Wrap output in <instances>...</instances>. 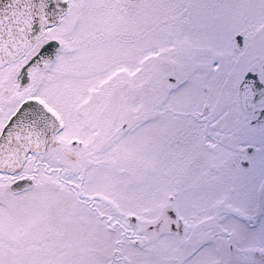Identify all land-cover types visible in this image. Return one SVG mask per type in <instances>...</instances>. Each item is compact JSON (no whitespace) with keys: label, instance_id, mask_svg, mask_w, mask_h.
Wrapping results in <instances>:
<instances>
[{"label":"snow or ice","instance_id":"obj_1","mask_svg":"<svg viewBox=\"0 0 264 264\" xmlns=\"http://www.w3.org/2000/svg\"><path fill=\"white\" fill-rule=\"evenodd\" d=\"M0 264H264V0H0Z\"/></svg>","mask_w":264,"mask_h":264}]
</instances>
